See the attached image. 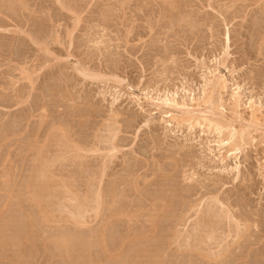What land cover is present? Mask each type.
Wrapping results in <instances>:
<instances>
[{"label": "rangeland", "instance_id": "1", "mask_svg": "<svg viewBox=\"0 0 264 264\" xmlns=\"http://www.w3.org/2000/svg\"><path fill=\"white\" fill-rule=\"evenodd\" d=\"M215 79L221 118L245 131L239 151L203 123L178 124L170 116L180 111L158 101L209 111L202 94ZM108 125L119 129V151L103 206L128 217L89 212L75 227L65 210L95 205L108 154L97 139ZM76 143L101 149L76 152ZM42 165L54 180L45 187ZM262 169L264 0H0V264H208L171 235L188 205L216 194L250 227L223 264H264Z\"/></svg>", "mask_w": 264, "mask_h": 264}, {"label": "bare ground", "instance_id": "2", "mask_svg": "<svg viewBox=\"0 0 264 264\" xmlns=\"http://www.w3.org/2000/svg\"><path fill=\"white\" fill-rule=\"evenodd\" d=\"M228 35V34H227ZM227 38V43H228V41H229V38L230 37H226ZM86 71V70H85ZM83 74V73H82ZM87 75V74H86ZM215 78V77H214ZM213 79V78H212ZM216 79H218V78H216ZM209 80L208 81V83H209V89H208V91L209 92H204L202 95H204L203 96V98H202V104L204 105V107H207V108H209L210 110L209 111H204V110H198L197 109V111L196 110H194V109H190V106H188L187 105V103H185V102H182V103H180V102H178V101H176V99H175V97H172V98H164V99H160V98H158V101L159 102H161V104L163 105V106H168V107H170V108H173V110H179L180 111V113H181V115L180 116H173L172 117V115L170 116L172 119H174V120H176L177 121V123L178 124H182L183 122H192V123H197V124H205V126H208V128H212V129H214L215 131H217L218 133H220V134H222V133H224L225 134V138L223 139V140H221V141H218V144H219V146H222V147H227V149H228V151H239L240 149H239V144L237 145L236 144V139H238V138H240V140H242L243 141V139H244V132L242 131V130H238V129H236L234 126V121H233V119H236V118H233V119H230V117L228 118V119H230V120H225L224 118H221V116H224V114H222V112H221V108H222V105H221V103L219 102V100H217L216 98H215V94H214V92H215V90H216V88L217 87H220V88H217L218 90H219V92H220V89H224V86H220L219 84H220V81L219 80ZM207 85V84H206ZM205 85V86H206ZM219 85V86H218ZM174 96V95H173ZM115 99H117V98H115ZM158 106H159V104H157ZM206 109V108H205ZM208 110V109H207ZM236 110V109H235ZM235 110H234V112L232 111V113H234V114H236L237 115V112H235ZM195 112H197L196 114H194ZM166 113H168L169 114V112H166ZM208 113H211V115H213V116H216L217 114H219L220 115V117H209L207 114ZM234 114H233V116H234ZM257 114L258 113H256V110H252V114H251V116H252V120H251V124H253V125H257V126H260L261 124L259 123V117L257 116ZM198 115V116H197ZM235 115V117H237ZM116 116V115H115ZM239 117V116H238ZM237 120V119H236ZM235 120V121H236ZM111 122V121H110ZM115 122H117V121H115ZM117 124V123H116ZM191 124V123H190ZM60 126V125H59ZM116 126V125H115ZM114 125H108V126H106L107 127V129H105L106 131V134L104 133V135H101V134H98L99 135V140L97 139V141H99V143H101V145H102V143H105V145H106V147L104 148L105 150H107L108 151V154L106 155V158L107 159H105V161L103 162V166H102V171H101V173H100V176H99V192H98V194H99V197H98V195H96L98 198V200L96 199L95 200V205H94V202H92L93 204V206H90L91 204L88 202L87 204L88 205H84V206H82L80 203H78L77 205H76V208H74V210L76 211V212H74V211H72V209L70 210L69 208L68 209H66L65 211L68 213V214H70V217H66V219L64 218L63 220H64V222H65V220H67V221H72L73 223H74V225L76 224V226L75 227H82V226H85L87 223H89V222H87V220H85V218H86V216L88 215V213L90 212L91 214H92V212H94L95 213V216H97V213H98V211H99V216L101 215L103 218H106L105 216L106 215H109V212L108 211H111V212H113L111 209L109 210L108 208L106 209V207H104L103 205H105L104 203H108L107 202V200H108V198H109V196L111 195V194H108V193H110V192H106L107 190H105L104 189V186H103V184H104V178L106 177V175H107V170L109 169V167H110V164H112L113 163V160L117 157V153H118V151H119V146H118V143L116 144V139H117V135H118V132H119V129L117 128V127H115ZM104 127V126H103ZM64 128V127H63ZM69 128V127H68ZM210 130V129H209ZM251 130V129H250ZM101 131V130H100ZM121 131V130H120ZM248 131V130H247ZM247 131H246V133H247ZM70 132H71V130H70ZM226 132V133H225ZM54 133H56V132H54ZM249 133V132H248ZM251 134H249V136H250ZM66 136V135H65ZM68 136V135H67ZM98 137V136H97ZM245 137H247L246 135H245ZM41 141V140H40ZM59 141V140H58ZM62 141V140H61ZM75 141V140H74ZM63 142V141H62ZM226 142V143H225ZM83 143V142H82ZM77 144L78 143H76V145H75V147H74V151H76V152H80V151H85V152H94V151H100V149H101V147L98 149V146H97V148H95V147H92V148H90V149H88V150H85V149H82V147L80 148V146L78 147L77 146ZM65 145V144H64ZM56 146H58L57 144H56ZM70 147V146H69ZM37 149V148H36ZM69 149H71V148H69ZM70 151V150H69ZM106 151V152H107ZM84 152V153H85ZM44 153V152H43ZM63 154V153H62ZM66 154V153H65ZM44 155V154H43ZM68 155V154H67ZM75 155V154H74ZM49 156V155H48ZM54 157V156H53ZM63 157V156H62ZM83 157V156H82ZM40 158H42V157H40ZM46 158V157H45ZM53 159V158H52ZM78 159H79V157H78ZM77 159V160H78ZM118 159V158H117ZM36 160V159H35ZM49 160V159H48ZM56 160H58V159H56ZM65 160V159H64ZM73 160V159H72ZM75 160V159H74ZM46 161V160H45ZM44 161V162H45ZM60 161H62V160H60ZM67 161H68V159H67ZM37 162V161H36ZM41 163H42V161H40ZM54 162H56V161H54ZM63 162V161H62ZM66 162V161H65ZM71 162V161H70ZM69 162V163H70ZM80 162V161H79ZM51 163V162H50ZM43 164V163H42ZM75 164V163H74ZM41 165V164H40ZM45 165V164H44ZM51 165H52V163H51ZM59 165V164H58ZM48 166V165H47ZM53 166V165H52ZM62 166H64V165H62ZM82 166V165H81ZM43 167H45V166H43L42 165V168ZM41 168V167H40ZM40 168H37V170L38 169H40ZM40 169L39 170V178L41 179L42 178V180L44 179H47V181H42V180H40V182H39V180L38 179H36V180H38L37 181V183H40V186H39V184H38V186L39 187H41L43 184H41V182L43 183H46V185H47V183H50L51 182V180H53L52 178H50V177H47L48 176V174H47V172L48 171H50V170H48V171H46L47 169H45V168H43V169ZM50 168V167H49ZM45 169V170H44ZM55 170V169H54ZM100 170V169H99ZM263 170V169H262ZM46 171V172H45ZM56 171V170H55ZM124 171V170H123ZM126 171V170H125ZM128 171V170H127ZM126 171V172H127ZM262 172H264V170L262 171ZM110 173V172H109ZM108 173V174H109ZM47 174V175H46ZM50 174V173H49ZM64 174V173H63ZM128 174V173H127ZM132 175V174H131ZM50 176V175H49ZM67 176V175H66ZM108 176V175H107ZM124 176V175H123ZM195 176V174L193 173L191 176H190V179H193V177ZM37 177V178H38ZM61 177V176H60ZM126 177V176H125ZM134 177V176H133ZM58 178V177H57ZM132 178V177H131ZM31 179H33L32 177H31ZM63 180V179H62ZM35 181V180H34ZM54 181V180H53ZM57 181V180H56ZM66 181V180H65ZM65 181L63 182L62 181V184H60V182L58 183L57 182V184L56 183H54V185L56 184L57 186H58V184H59V186L60 185H63L64 187H66L67 188V186H65V185H67V183H65ZM30 183V182H29ZM52 183V182H51ZM114 183V182H113ZM139 183V182H138ZM69 184V183H68ZM134 184V183H133ZM95 185H97V184H95ZM108 185V184H107ZM113 185V184H112ZM37 186V187H38ZM44 186V185H43ZM50 186V184H48V187ZM58 186V187H59ZM45 187V186H44ZM34 188H36V187H34ZM47 188V187H46ZM60 188H61V186H60ZM69 188L70 187H68L67 189L69 190ZM108 188V187H107ZM112 188V187H111ZM62 189V188H61ZM109 189V188H108ZM118 189V188H117ZM64 190V189H63ZM121 190V189H120ZM53 191V190H52ZM71 191V190H70ZM109 191V190H108ZM115 191V190H114ZM122 191V190H121ZM72 192V191H71ZM124 192V191H123ZM33 193V192H32ZM66 193H68L69 194V191H67ZM125 193V192H124ZM130 193V192H129ZM196 193V192H195ZM73 194V193H72ZM115 194V193H114ZM122 194V193H121ZM202 194V193H201ZM32 195V194H31ZM50 195H51V193H50ZM49 194H48V197L50 196ZM64 195V194H63ZM77 195V194H76ZM86 195V194H85ZM127 195V194H126ZM131 195V194H130ZM40 197H41V195H39ZM69 195H67V197H68ZM71 196V195H70ZM74 196H75V194H74ZM87 196V195H86ZM115 196V195H114ZM39 197V198H40ZM54 197H55V195H54ZM59 197V196H58ZM76 197V196H75ZM79 197V196H78ZM84 197V196H83ZM106 197H108V198H106ZM113 197V196H112ZM112 197H111V199H112ZM118 197H119V195H118ZM117 197V198H118ZM46 198V197H45ZM61 198V197H60ZM59 198V199H60ZM63 198H65V197H63ZM73 198V196L70 198L71 199V201H70V199L69 198H67V200H69L70 202H78V199H72ZM77 198V197H76ZM91 198V197H90ZM115 198H116V196H115ZM114 198V199H115ZM35 199H37V198H35ZM51 199V198H50ZM87 199V198H86ZM113 199V200H114ZM160 199V198H159ZM62 200V199H61ZM110 200V199H109ZM118 200V199H117ZM130 200V199H129ZM161 200V199H160ZM223 200V199H222ZM221 200V198H219L218 197V195L216 194V195H211V197L210 198H208L207 197V199H205V198H202L200 201H198V202H196V200H195V202L196 203H194L193 202V204H190V205H188V207H186V209L181 213L182 215H181V220H180V218H179V222H180V226L183 228L182 230H179L178 231V229H176L175 230V233L176 234H172L171 236H175V237H173L174 238V240L175 241H177L175 238L177 237V239L179 238V234L181 235V237H183V239H184V241H185V244H186V246H188L192 251H194L196 254H198L203 260H205V261H207L208 262V264H223V262H225V261H227V259L228 258H233V256L235 257V255L233 254L234 253V251H235V249H234V247L236 248H239L240 246H239V244H240V241H241V239H243V237L245 236V232H246V230L247 229H249L250 227H248L249 225L248 224H243L242 222L244 221L243 219V221L241 220V219H239L238 217H236L235 215H234V213L231 211V208L229 207V206H227L226 204H227V202H226V204L223 202ZM36 202H37V200H35ZM39 201H40V199H39ZM39 201H38V205H39ZM41 201H43V199L41 200ZM45 201V200H44ZM51 201V200H50ZM114 201H116V200H114ZM125 201V200H124ZM164 201V200H163ZM61 202V201H60ZM66 202H68V201H66ZM76 202V203H77ZM156 202V201H155ZM41 203V202H40ZM45 203V202H44ZM51 203H53V202H51ZM83 203V202H82ZM84 203H85V201H84ZM113 203V202H112ZM135 203V202H134ZM170 203V202H169ZM189 203V202H188ZM191 203V202H190ZM36 204V203H35ZM46 204V203H45ZM111 204V201L109 202V206L110 207H113L112 205H110ZM114 204V203H113ZM116 204H117V202H116ZM164 204H165V202H164ZM167 204V203H166ZM165 204V205H166ZM229 204V203H228ZM231 204V203H230ZM42 205V204H41ZM41 205H39V206H41ZM62 205V204H61ZM60 205V206H61ZM64 205V204H63ZM75 205V204H74ZM73 205V206H74ZM123 205V204H122ZM141 205V204H140ZM149 205H150V203H149ZM156 205V204H155ZM168 205V204H167ZM187 205V204H186ZM55 206V205H54ZM68 206V205H67ZM106 206H107V204H106ZM145 206V205H144ZM159 207H160V205H158ZM63 207H65V206H63ZM70 207V206H69ZM103 207H104V209H106V211H107V214H106V211H104V212H102L104 209H103ZM108 207V206H107ZM109 207V208H110ZM121 207V206H120ZM125 207V206H124ZM152 207V206H151ZM165 207V206H164ZM183 207V206H182ZM45 208V207H44ZM48 208V207H47ZM46 208V210L44 209L43 210V219H44V221H46V222H51V221H53L54 219H56V216L54 217V215L52 214L51 215V213H53V212H51L50 211V209H49V211H47L48 209ZM54 208V207H53ZM71 208V207H70ZM131 208V207H130ZM129 208V209H130ZM156 209H157V207H155ZM42 209H43V207H42ZM103 209V210H102ZM121 209V208H120ZM147 209V208H146ZM118 210V209H117ZM122 210V209H121ZM120 210V211H121ZM162 210H163V207H162ZM233 210V209H232ZM57 211V210H56ZM55 211V212H56ZM62 211H63V209H62ZM65 211H64V213H65ZM119 211V212H120ZM130 211V210H129ZM134 211V210H133ZM151 211V210H150ZM154 211V210H153ZM164 211V210H163ZM169 211V210H168ZM110 212V217H111V215H112V213ZM118 211L116 212H113V215L112 216H117V217H122L123 218V216H126V215H124L123 214V212H120L119 213ZM136 212V211H135ZM142 212V211H141ZM159 212V211H158ZM42 213V212H41ZM105 213V214H104ZM126 213V212H125ZM149 213V212H148ZM157 213V212H156ZM160 213H161V211H160ZM165 213V212H164ZM170 213V212H169ZM57 214H59V213H57ZM91 214H90V216H91ZM240 214V213H239ZM86 215V216H85ZM137 215V214H136ZM244 215V214H243ZM60 216V215H59ZM89 216V217H90ZM132 216H135L134 215V212L131 214V217ZM151 216V215H150ZM242 216V215H241ZM240 216V217H241ZM92 217V216H91ZM126 217H128V216H126ZM136 217V216H135ZM158 217V216H157ZM31 218V217H30ZM61 218V217H60ZM69 218V219H68ZM94 218H96V217H94ZM101 218V217H100ZM130 218V217H129ZM153 218V217H152ZM177 218V217H176ZM203 218L205 219V218H207V219H211V221H209V223H203ZM89 219V218H88ZM113 219V218H112ZM115 219V218H114ZM118 219V218H117ZM120 219V218H119ZM131 219V218H130ZM132 219H133V217H132ZM110 220V219H109ZM151 220V219H150ZM206 220V219H205ZM245 220H247V219H245ZM37 221V220H36ZM56 221V220H55ZM160 221V220H159ZM166 221H167V219H166ZM54 222V221H53ZM57 222H58V220H57ZM71 222V223H72ZM179 222L177 223L178 225H179ZM224 222V223H223ZM250 222H252V221H250ZM56 223V222H55ZM62 223V222H61ZM67 223V222H66ZM70 223V224H71ZM104 223V222H103ZM125 223V222H124ZM160 223V222H159ZM248 223V222H247ZM60 224V223H59ZM109 224H111V223H109ZM133 224H135V223H133ZM155 224V223H154ZM253 224V223H252ZM32 225V224H31ZM57 225V224H56ZM104 226H105V224H103ZM45 226V225H44ZM107 226V225H106ZM175 226V225H174ZM173 226V227H174ZM180 226H177V227H180ZM47 227V226H46ZM74 227V228H75ZM108 227V226H107ZM143 227V226H142ZM154 227H155V225H154ZM43 228V227H42ZM59 228V227H58ZM64 228V227H63ZM62 228V229H63ZM72 228H73V226H72ZM83 228V227H82ZM105 229H106V227H104ZM159 228V227H158ZM256 228V227H255ZM101 229V228H100ZM256 229H258V228H256ZM131 230V229H130ZM153 230H155V229H153ZM68 231H69V229H68ZM135 231V230H134ZM168 231V230H167ZM252 231V230H251ZM256 231V230H255ZM60 232V231H59ZM62 232H64V231H62ZM71 232V231H70ZM74 232V231H73ZM76 232V231H75ZM128 232H130V231H128ZM151 232H153V231H151ZM158 232V231H157ZM156 232V233H157ZM179 232V233H178ZM260 232V231H259ZM139 233V232H138ZM138 233H135V234H138ZM154 233V232H153ZM170 233V232H169ZM168 233V234H169ZM177 233H178V235H177ZM252 233V232H251ZM84 234V233H83ZM102 235H100L101 237V241H102V239H104L103 241H105L107 238L105 237V236H107V235H105L106 234V232H105V230H103L102 231V233H101ZM132 234V233H131ZM253 234V233H252ZM260 234V233H259ZM66 235V234H65ZM68 235V234H67ZM66 235V236H67ZM72 236H73V234H71ZM70 235V236H71ZM105 235V236H104ZM133 235H134V233H133ZM144 235H146V234H144ZM150 235V234H149ZM156 235V234H155ZM177 235V236H176ZM66 236H62L63 237V239L64 238H66ZM69 236V238L71 239V237ZM92 237V236H91ZM105 237V238H104ZM133 237V236H132ZM143 237V236H142ZM149 237V236H148ZM154 237V236H153ZM76 238V237H75ZM74 238V239H75ZM78 238V237H77ZM76 238V239H77ZM80 238H82V237H80ZM151 238V237H150ZM166 238V237H165ZM172 238V237H171ZM172 238V239H173ZM259 238V237H258ZM50 239V238H49ZM148 239V238H147ZM180 239V238H179ZM67 240H69L68 238H67ZM67 240H64V241H67ZM72 240V239H71ZM81 240V239H80ZM79 240V241H80ZM127 240V239H126ZM125 240V241H126ZM140 240V239H139ZM146 240V239H145ZM169 240V239H168ZM262 240V239H261ZM70 241V240H69ZM109 241V240H108ZM181 241H183V240H181ZM87 242V241H86ZM106 242H107V240H106ZM128 242V241H127ZM142 242V241H141ZM180 242V241H179ZM254 242V241H253ZM58 243V242H57ZM76 243V242H75ZM78 243V242H77ZM82 243V242H81ZM108 243V242H107ZM107 243H105V244H107ZM126 243V242H125ZM173 243V242H172ZM178 243V242H177ZM69 244V243H68ZM88 244V243H87ZM90 244V243H89ZM104 244V243H103ZM174 244V243H173ZM84 245V244H83ZM107 245H109V244H107ZM128 245V244H127ZM164 245V244H163ZM166 245V244H165ZM168 245H169V243H168ZM65 246V245H64ZM78 246V245H77ZM103 246V245H102ZM106 246V245H105ZM159 246V245H158ZM167 246V245H166ZM183 246V245H182ZM182 246H181V248H182ZM119 247H120V245H119ZM123 247H125V246H123ZM185 247V246H184ZM242 247V246H241ZM106 248H108V246H106ZM105 248V249H106ZM169 248V247H168ZM180 247H179V250L181 249ZM151 249H152V247H151ZM174 249V248H173ZM68 250V249H67ZM113 250V249H112ZM118 250H120V249H118ZM123 250V249H122ZM171 250V249H170ZM104 251H106V250H104ZM190 251V250H189ZM115 252V251H114ZM118 252V251H117ZM169 252V251H168ZM180 252V251H179ZM191 252V251H190ZM73 253V252H72ZM168 254V253H167ZM72 255V254H71ZM185 255V254H184ZM146 256V255H145ZM194 256V255H193ZM143 257V256H142ZM167 257V256H166ZM190 257V256H189ZM182 258V257H181ZM191 259V258H190ZM245 259V258H244ZM247 259V258H246ZM245 259V260H246ZM159 260H160V258H159ZM227 263V262H226ZM235 263V262H234Z\"/></svg>", "mask_w": 264, "mask_h": 264}]
</instances>
